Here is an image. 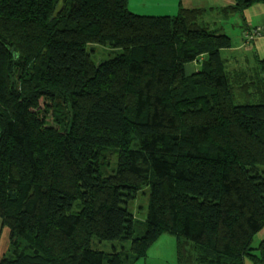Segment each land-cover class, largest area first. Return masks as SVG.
Here are the masks:
<instances>
[{"label": "trees", "instance_id": "1", "mask_svg": "<svg viewBox=\"0 0 264 264\" xmlns=\"http://www.w3.org/2000/svg\"><path fill=\"white\" fill-rule=\"evenodd\" d=\"M205 16L0 0V264H137L164 235L177 264H264V58L231 70L232 38ZM90 45L120 53L97 65ZM42 96L56 125L39 117ZM147 187L141 221L129 204Z\"/></svg>", "mask_w": 264, "mask_h": 264}, {"label": "rangeland", "instance_id": "2", "mask_svg": "<svg viewBox=\"0 0 264 264\" xmlns=\"http://www.w3.org/2000/svg\"><path fill=\"white\" fill-rule=\"evenodd\" d=\"M209 0H206V2ZM204 1H196L195 4H200ZM209 4V3H208ZM240 15V14H238ZM158 17V16H155ZM224 17V16H223ZM225 19V18H224ZM222 18V15L219 13V17L213 19L210 21L212 24V28L214 30H218L222 33L227 34L232 38L233 45L237 44H245L243 47L246 51L245 52H251L254 50V45L255 42L260 39V37H264V30L262 27H249L243 31L242 35V29L239 27V22L238 20L235 21L234 26L228 24L229 22H226ZM257 24V22H255ZM257 32H261L263 35H258L256 34ZM247 34L251 35L250 37H254V41H250L247 38ZM241 35H242V40H241ZM250 41V42H249ZM119 50H114L111 47L107 46H100V45H90L88 47V52L91 54V57L95 64L99 65L102 62L113 58L117 56L120 52ZM254 67H251L250 70H254ZM245 69V68H243ZM249 69V68H247ZM53 102L54 99L50 97H45L42 96L40 98V103L38 107V113L39 117L41 119H46L50 124L56 125V121H54V112H53ZM61 127V126H60ZM118 156L115 155V162L117 160ZM108 170V173L111 174V171ZM148 205H149V188H144L139 194L137 195L136 199L131 201L129 204L130 211L135 215V217L141 221H144L146 219V214L148 212ZM264 237V232L261 234L257 235L255 237L253 247H257L259 243L262 241ZM114 245L119 246V242H108V241H103L100 242L97 239L93 240L92 246L95 249L102 250L107 253L112 252V247ZM127 248L130 247V244H125ZM137 264H177V246H176V238L171 235H164L150 250L148 253V257L146 260H141Z\"/></svg>", "mask_w": 264, "mask_h": 264}, {"label": "crops", "instance_id": "3", "mask_svg": "<svg viewBox=\"0 0 264 264\" xmlns=\"http://www.w3.org/2000/svg\"><path fill=\"white\" fill-rule=\"evenodd\" d=\"M196 1H204L200 4H195ZM183 4L186 9H203L206 11L204 22L212 26L210 21L219 17V9L231 6L235 0H129V9L132 13L143 16H171L174 17L178 14L180 4ZM209 3V4H208ZM224 19L225 17L222 16ZM226 19V20H225ZM226 22L234 26L236 20L239 22V27L243 31L249 27H262L264 30V6L255 5L245 11L244 15H233L230 18H225ZM257 22V24H255ZM264 33V32H263ZM262 33V34H263ZM261 34V35H262ZM241 35V40H242ZM264 35V34H263ZM262 35V36H263ZM245 44L233 45L230 50L223 51V56L231 70L247 69L257 65V59L264 58V37H260L255 42L254 50L245 52L243 48ZM196 64L187 65L186 70L188 73H193L196 70ZM10 231L4 228L0 219V259L6 254L9 248Z\"/></svg>", "mask_w": 264, "mask_h": 264}, {"label": "built area", "instance_id": "4", "mask_svg": "<svg viewBox=\"0 0 264 264\" xmlns=\"http://www.w3.org/2000/svg\"><path fill=\"white\" fill-rule=\"evenodd\" d=\"M256 34L261 35V32H257ZM251 35H253V34H251ZM251 35H248V34H247V38H248L250 41H253V40H254V37H250ZM250 41H249V42H250Z\"/></svg>", "mask_w": 264, "mask_h": 264}]
</instances>
